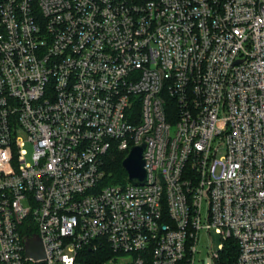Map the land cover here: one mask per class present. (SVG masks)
<instances>
[{
    "label": "built area",
    "instance_id": "obj_1",
    "mask_svg": "<svg viewBox=\"0 0 264 264\" xmlns=\"http://www.w3.org/2000/svg\"><path fill=\"white\" fill-rule=\"evenodd\" d=\"M143 144L147 182L103 186ZM213 230L211 264H264V0H0V264H209Z\"/></svg>",
    "mask_w": 264,
    "mask_h": 264
},
{
    "label": "trees",
    "instance_id": "obj_2",
    "mask_svg": "<svg viewBox=\"0 0 264 264\" xmlns=\"http://www.w3.org/2000/svg\"><path fill=\"white\" fill-rule=\"evenodd\" d=\"M127 153L118 150L110 151L105 156L104 170L106 176L102 185H125L128 183V173L123 167V162ZM24 234L33 236L37 234L35 229L24 226ZM238 256V247L233 241H228L225 250L221 254V263L232 264ZM117 258L112 253L108 245L100 247L98 250L87 248L80 254L81 264H105Z\"/></svg>",
    "mask_w": 264,
    "mask_h": 264
},
{
    "label": "water",
    "instance_id": "obj_3",
    "mask_svg": "<svg viewBox=\"0 0 264 264\" xmlns=\"http://www.w3.org/2000/svg\"><path fill=\"white\" fill-rule=\"evenodd\" d=\"M146 146L135 147L130 155L124 160L123 167L128 173L129 182L132 184L143 185L147 182V169L145 160ZM26 257L35 261L45 260L46 251L44 244L39 236L27 239Z\"/></svg>",
    "mask_w": 264,
    "mask_h": 264
},
{
    "label": "rangeland",
    "instance_id": "obj_4",
    "mask_svg": "<svg viewBox=\"0 0 264 264\" xmlns=\"http://www.w3.org/2000/svg\"><path fill=\"white\" fill-rule=\"evenodd\" d=\"M19 137L21 140L26 142V150L29 153L28 159H30V156L34 152L33 147L30 143H28V138H27L26 134L22 133L19 135ZM209 210H210L209 203L207 201H204L203 208H202L203 222L204 223H207V219L209 216ZM220 245H222V239H221V236L215 230H213L211 232V234L203 231L200 235V241L198 243L197 262L204 260L205 262L211 264L212 263L211 256L209 255L208 250L211 247H213L215 249V251H219ZM123 259L126 261H129V262H125V261L119 259V260H117L116 264H131L133 261V257H125Z\"/></svg>",
    "mask_w": 264,
    "mask_h": 264
}]
</instances>
